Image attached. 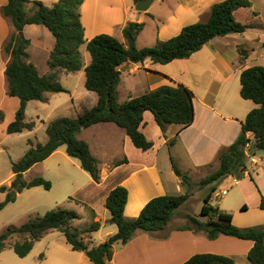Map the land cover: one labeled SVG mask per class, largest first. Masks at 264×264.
<instances>
[{
	"label": "crops",
	"instance_id": "obj_1",
	"mask_svg": "<svg viewBox=\"0 0 264 264\" xmlns=\"http://www.w3.org/2000/svg\"><path fill=\"white\" fill-rule=\"evenodd\" d=\"M32 1L34 0H29L28 8H31ZM40 1L48 3L46 1L51 0ZM220 1L222 0H153L147 11H138L134 0H84L81 10L85 38L88 41L97 34L108 33L126 42L123 29L129 21H136L144 23V28L136 40L137 46L154 45L158 40H167L179 34L188 24L207 20L211 7ZM250 1L252 2L250 7H242L236 11L238 20L255 24L245 32L215 36L188 58L174 59L165 64L154 63L150 59L143 63L129 62L126 63L128 65L126 69L122 71L118 86L120 101L139 96L162 85L182 83L188 86L194 92L195 119L192 124L187 127L170 124L164 135L154 114L149 110L145 111L140 128L149 139L154 141L153 147L148 150L136 147L126 131L113 122L96 123L83 128L78 133V138L90 144L101 169L100 182H96L90 175L82 187L87 188L84 198L69 197L70 200L84 204L90 211L88 219H85L86 222L79 225V222L74 223L76 227L86 226L92 221L101 223L100 228L87 237L92 244L98 245L118 231V226L111 221V212L105 205L109 192L116 186L124 185L128 188L125 215L128 218H134L152 198L166 194H182L187 191V186L182 183L173 169L172 160L183 172L188 173L192 180H200L218 168L220 152L236 140L247 114L258 106L253 100L241 95V72L251 66L247 59L255 50L253 45L255 41L264 45V0ZM7 2L8 0H0V109L4 116L0 119V154L10 155L9 140L15 136H23L27 143L23 156L30 147L29 140L35 139L32 135L38 133L40 116L38 115V120H28V111H26V120L35 121V127L22 132H7V126L15 119L16 110L20 105V99L17 96L7 93L5 70L10 56L4 52V45L15 30L12 21L1 12L2 6ZM23 32L31 37H40V50L47 61L56 43L54 34L45 25L36 23L26 24ZM244 45H252L251 51H247L246 59L242 58L239 51V47ZM83 46L87 47V43L80 47L84 58ZM85 56L86 61L84 60L82 69L75 72L63 70L64 75L80 74L81 81L85 83V67L91 62V55L86 53ZM50 70L49 67L44 72L40 70L39 72L47 74ZM64 75L60 74L59 78ZM68 89L70 91V88ZM52 93L56 92H47L48 99L47 101L39 100L41 104L48 103ZM83 96L85 99L72 98L76 111L75 116L71 117H76L83 108H90L98 101V95L94 91L87 89L83 91ZM31 101L33 100H30L28 105ZM12 105L13 111L5 109V107L11 108ZM40 121L47 128L50 118L48 120L43 118ZM174 137L176 142L170 146L168 140ZM38 140L36 137L34 141ZM59 155L76 163V157L70 156L66 145L63 144L48 158L25 171L24 179L30 181L41 175L52 179L43 169V172H35L29 178L27 176L40 165L55 166V169L59 171L58 178H63L65 183L71 185L73 180L58 166ZM125 158L126 162L115 164ZM78 161L81 166L79 159ZM10 165L11 168L5 180H0V186L3 183L11 185L15 178L12 162ZM245 173L242 179L232 175L225 177L214 192L211 203L232 213L234 223L240 227L264 225V209L261 208L262 197L264 198V167ZM42 187L38 185L24 188L17 194L16 200L9 205L17 202L23 194L41 191ZM0 193L2 195L0 201H3L6 192L0 190ZM225 195L230 198H223ZM254 197L257 213L250 214L248 201L249 198ZM214 198L225 200L215 203ZM92 209L95 215L92 214ZM79 215L80 217L76 220L81 221L82 215ZM196 217L202 221L207 219L198 214ZM188 224H190L189 214L185 217L176 210L165 229L138 230L128 243L115 244L114 256L107 263L183 264L196 253L212 252L228 255L237 264H253L248 256L254 245L253 240L225 234L210 239L204 230L182 228ZM58 232L51 230L35 243L40 245L47 238L51 240L49 248L41 254V259L36 262L34 259L31 264H94L84 251L74 250L67 239L64 241ZM95 238L97 240L94 242ZM11 250L13 249L7 248L0 252V258L7 257L3 260L10 261L9 264L13 258Z\"/></svg>",
	"mask_w": 264,
	"mask_h": 264
},
{
	"label": "trees",
	"instance_id": "obj_2",
	"mask_svg": "<svg viewBox=\"0 0 264 264\" xmlns=\"http://www.w3.org/2000/svg\"><path fill=\"white\" fill-rule=\"evenodd\" d=\"M140 0H134L136 4ZM8 0L2 6V14L9 18L14 27L4 45V52L10 56L5 74L7 78V93L17 96L20 105L16 110L15 119L7 126L8 133L32 130L35 121L26 120V111L30 100L47 101V92H68L69 89L61 82V71L75 72L82 69L84 61L80 50L87 43L91 62L85 67V87L96 92L97 103L79 111L76 117L60 116L48 123L46 128L48 140L34 142L29 140L30 147L17 161L12 162L15 178L10 186L3 184L0 190L6 192V197L0 201V211L17 198V192L24 188L42 185L45 189L52 188V181L43 176H36L30 181L24 179V172L48 158L56 149L65 144L70 156L81 162V167L90 173L96 182L101 181V169L98 158L91 150L90 144L78 138V133L85 127L100 122H113L123 128L132 139L134 145L142 150L153 147L154 141L141 130L145 111H151L162 129L164 135L170 124L187 127L195 119L194 92L186 85H162L139 96L120 101L118 86L122 78L120 68L129 62L143 63L150 59L154 63H168L174 59L190 57L200 50L215 36L230 33L245 32L254 27V23H244L236 17V11L242 7H250V0H222L211 7L207 20L188 24L179 34L167 39L158 40L154 45L138 47L136 40L144 28L143 22L129 21L124 29L126 42L114 35L100 33L90 40L85 38V28L82 22V4L84 0H58L49 6L40 0ZM43 24L49 28L56 38V43L49 57L51 70L41 74L37 66L29 61L27 51L30 39L23 29L26 24ZM243 59L248 57L247 51L239 47ZM241 95L258 104L242 122V129L236 140L219 154L218 168L199 180L200 186H210L204 197L201 216L205 221L189 214L190 224L182 228L204 230L210 239L220 234L236 236L254 241L248 256L253 264H264V225L240 227L233 221V214L222 210L211 203L219 183L227 176L238 179L245 177L247 170L246 150L264 151V65H251L241 72ZM0 109V119H3ZM176 137L168 140L172 146ZM126 158L115 164L126 162ZM173 162L175 173L186 186H192L191 176L183 172ZM20 185V190L14 187ZM128 188L118 185L113 188L106 199L105 205L111 212V221L118 226V231L98 245H92L87 240L97 231L100 221H92L83 227L73 223L80 215L71 209L57 207L48 210L43 215H36L20 226L9 225L0 233V252L12 248L20 257L27 256L35 243L47 232L59 230L64 233L68 243L74 250L84 251L94 264H108L114 256V246L117 243L126 244L138 230L157 231L167 227L175 211L191 196L189 191L182 194H166L152 198L146 203L140 214L134 218L125 215L128 201ZM261 208L264 209L262 197ZM92 214L95 211L92 209ZM14 235L22 238L11 242ZM183 264H237L224 254L202 252L188 258Z\"/></svg>",
	"mask_w": 264,
	"mask_h": 264
},
{
	"label": "rangeland",
	"instance_id": "obj_3",
	"mask_svg": "<svg viewBox=\"0 0 264 264\" xmlns=\"http://www.w3.org/2000/svg\"><path fill=\"white\" fill-rule=\"evenodd\" d=\"M58 0H51L46 1L48 3H45L47 5H54ZM28 8V3H27ZM30 9V8H28ZM42 25V24H41ZM24 33V32H23ZM28 39H30V44L28 45L27 51L29 53V61H32L37 68L40 70V72H44L47 68L49 69V62L46 61V58L43 54V52L40 50V37H31L28 34H24ZM262 35V34H261ZM262 37V36H261ZM262 40V39H261ZM252 45H244V48L246 51H251ZM253 48L255 49L253 52H251L250 57L247 59L250 65L255 64H262L264 65V45L259 43H254ZM82 52L84 55L83 61H86V53L90 56V53L86 46H83ZM242 56V55H241ZM61 75H64L63 71L60 72ZM61 82L70 88V91L64 92V93H52L51 99L48 103L41 104L39 100H33L29 103L27 107V119L28 120H38V115L41 119L48 120L50 118V121L58 116H75L76 108L73 106L72 98H83V91H87V88L85 87V83H83L80 79V74L73 75L68 74L60 77ZM124 96V95H123ZM7 111H13V105L12 107H5ZM39 122V130L38 133L35 135L33 134V138L36 139L38 137L39 140L42 142H45L48 138L46 127L43 126ZM48 121V123L50 122ZM47 123V124H48ZM31 139V140H35ZM38 140V141H39ZM11 143L10 145V155L1 153L0 154V180H5L7 173L9 169L11 168V162L17 161L21 158L24 148H27V143L25 138L15 136V138H12L9 140ZM34 141V142H38ZM257 153L264 156V151L257 150ZM59 168L62 170L63 173H65L67 176H69L73 183L71 185H68L63 181V178L59 177V171L55 169V166L50 167H43L42 165L38 166L33 172H30V174L27 176L29 178L33 173L35 172H45L46 174L50 175V178L45 177L46 179H49L52 181V188L50 190L45 189L42 187L41 191L38 192H29L26 194H23L19 200L1 210L0 212V233L3 232L7 226L14 225V226H20L23 222L27 221L31 217H34L36 215H43L48 210H51L53 208L57 207H64L67 209L75 210L78 214H81V221L75 220L74 223L84 224L86 221L85 219H88V214L90 213L89 209L82 203L77 202L76 200H70L69 197H78V198H84V194L87 192V188H82L85 184L88 178L90 177L89 172L84 170L78 161L76 159V163L73 161H68L61 155L57 157ZM42 168H39L41 167ZM250 170L253 172L256 170V166L250 167ZM43 169V171H42ZM57 175V176H56ZM193 184L192 186H187V191L191 193V196L189 199L180 206L177 211L179 213L183 214L185 217L188 214H193L196 216H201V209L204 204V197L206 196L207 192L209 191L210 186H200L199 180H192ZM5 184V183H3ZM12 184V183H11ZM10 186V185H9ZM16 187V186H15ZM14 187L15 191L16 190ZM80 190V191H79ZM19 192H17L18 194ZM0 193V197H1ZM223 198H230V196H224ZM222 198V199H223ZM221 198H214L213 202L218 203L219 200H222ZM223 199V200H225ZM254 198H249V207H250V214L257 213V206ZM73 223V224H74ZM75 225V224H74ZM77 226V225H75ZM59 231V230H57ZM58 235H61L63 237L64 241H66L64 233L59 231ZM63 233V234H62ZM57 235V234H56ZM22 238V235H14L13 238H11V242L18 240ZM50 238H47L43 241V244H35L33 247V250H31V254L27 255V258L18 256L13 250H11V253L13 254V258L11 259V264H31V262L35 259L36 261H39L41 259V254L49 248V244L51 240ZM97 239H93L95 242ZM94 244V243H93ZM92 244V245H93ZM95 245V244H94ZM47 246V247H46ZM26 257V256H25ZM3 257L0 258V264H9L10 261L3 260ZM35 264V263H34Z\"/></svg>",
	"mask_w": 264,
	"mask_h": 264
},
{
	"label": "built area",
	"instance_id": "obj_4",
	"mask_svg": "<svg viewBox=\"0 0 264 264\" xmlns=\"http://www.w3.org/2000/svg\"><path fill=\"white\" fill-rule=\"evenodd\" d=\"M246 161H247V170L245 172L250 171V167H264V156L258 154L257 152H251L250 150H246ZM225 192V191H224Z\"/></svg>",
	"mask_w": 264,
	"mask_h": 264
},
{
	"label": "water",
	"instance_id": "obj_5",
	"mask_svg": "<svg viewBox=\"0 0 264 264\" xmlns=\"http://www.w3.org/2000/svg\"><path fill=\"white\" fill-rule=\"evenodd\" d=\"M153 0H140L138 1L136 4H135V8L136 10L138 11H147L151 4H152ZM126 66H128L127 64L123 65L120 70L121 71H124L126 69ZM16 190H19L20 189V185H17L15 187Z\"/></svg>",
	"mask_w": 264,
	"mask_h": 264
}]
</instances>
